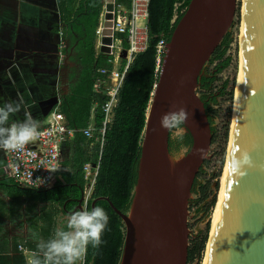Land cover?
<instances>
[{
	"label": "water",
	"instance_id": "1",
	"mask_svg": "<svg viewBox=\"0 0 264 264\" xmlns=\"http://www.w3.org/2000/svg\"><path fill=\"white\" fill-rule=\"evenodd\" d=\"M106 1L112 11L114 0ZM237 4L238 0H190L159 68L130 210L120 212L106 197L91 202L92 209L98 200L106 201L124 223L119 264H188L192 188L212 144L197 80L231 31ZM244 5L240 91L222 202L205 245V264H264V0H245ZM110 26L105 23V28ZM181 107L189 114L184 126L193 145L183 155H173L170 132L160 120ZM81 203L82 199L78 210Z\"/></svg>",
	"mask_w": 264,
	"mask_h": 264
},
{
	"label": "trees",
	"instance_id": "2",
	"mask_svg": "<svg viewBox=\"0 0 264 264\" xmlns=\"http://www.w3.org/2000/svg\"><path fill=\"white\" fill-rule=\"evenodd\" d=\"M57 2L64 18V27L61 29L63 38L73 40L70 47H73L81 71L77 87L69 98L63 100L59 110L64 115L67 125L76 130L70 140L73 147L71 162L66 161L70 168L61 174L65 185L62 187L58 181V190H53L50 196L69 198L72 202L70 204L74 207L82 199L86 184L84 164L98 161L95 183L86 207L91 210V202L94 199L106 197L117 210L127 214L132 205L133 189L137 181L138 160L148 109L159 77L157 45L163 39L167 44L170 42L190 0H151L149 47L135 58L128 70L101 148L98 141L87 139L81 131L86 129L90 122L95 128L101 126L103 116L99 108L92 115L91 107L94 103L101 105L105 100L93 93L92 85L98 77L99 68L113 67L108 62L109 57L103 54L96 55L95 52V31L104 9V0H57ZM116 3L127 9L131 7V0H116ZM234 41L233 32L229 31L197 80L196 92L204 105L212 134V144L216 140L215 107L219 105L220 98L226 95L233 98L234 94L233 91H227L228 81L214 91L215 81L219 80V75L231 65L232 57L227 54ZM124 46L128 47V44L125 42ZM192 145L193 137L189 131L182 141L173 140L171 133L169 135V151L173 155H179L183 148H186L187 152L190 151ZM207 164L208 161H205L198 171L192 188L196 199L190 201L192 207H197L196 215L202 214V220L207 219V222L205 228L199 229L191 240L188 264H202L210 230L209 217L216 204L215 197L209 199L211 185L203 178ZM7 179L17 192L35 194L37 198H41V192L45 193V190L21 189L12 179ZM96 206L106 211L109 221L102 235L103 243L99 248H94L91 244L88 246L84 264H119L125 245L124 223L106 201L98 200Z\"/></svg>",
	"mask_w": 264,
	"mask_h": 264
},
{
	"label": "crops",
	"instance_id": "3",
	"mask_svg": "<svg viewBox=\"0 0 264 264\" xmlns=\"http://www.w3.org/2000/svg\"><path fill=\"white\" fill-rule=\"evenodd\" d=\"M63 19L57 0H0V106L23 100L9 123L23 121L28 112L39 122V129L48 126L50 117L77 87L81 67L70 47L73 40L64 39L67 48L62 62L56 55ZM96 43L97 37V55ZM71 139L62 145L58 172L62 187L61 174L70 168L66 161L71 162ZM3 163L0 149V167ZM57 183L45 193L40 191L41 198H37L14 190L0 168V264H27L38 240L50 239L63 218L78 210L79 202L73 207L69 198L50 196L58 190Z\"/></svg>",
	"mask_w": 264,
	"mask_h": 264
},
{
	"label": "built area",
	"instance_id": "4",
	"mask_svg": "<svg viewBox=\"0 0 264 264\" xmlns=\"http://www.w3.org/2000/svg\"><path fill=\"white\" fill-rule=\"evenodd\" d=\"M107 4L104 0L100 26L95 32L97 33L96 51L98 54L109 57L108 62L113 67L111 69L102 67L97 70L98 77L93 82L92 91L95 95L103 97L105 101L101 105L94 103L91 107L92 115L99 108L103 118L100 127L95 128L90 122L88 127L81 131L87 139L98 141L100 148L104 142L107 126L112 121L113 110L120 99V91L123 89L128 70L135 58L148 49L150 38L151 0H131L130 9L117 4L114 0L112 11L107 10ZM176 17L177 13H175V19ZM106 22H110L111 26L105 28ZM105 29L110 30V35L104 34ZM60 35H62L61 32ZM105 38H110L111 44H105L103 42ZM125 42L128 47L124 46ZM66 48L67 45L62 36L56 53L59 62L64 60ZM166 48L167 42L163 39L157 45L159 68ZM39 132V138L27 144L23 149L3 150L4 163L0 167L1 171L19 187L34 190H46L53 187L58 182V172L62 167V145L73 137L76 130L67 125L64 115L58 111L50 117L48 126L40 128ZM98 166V161L96 163L86 162L83 166L86 181L82 197L84 207L91 197ZM54 168L58 169L52 171ZM18 250H21V247Z\"/></svg>",
	"mask_w": 264,
	"mask_h": 264
},
{
	"label": "clouds",
	"instance_id": "5",
	"mask_svg": "<svg viewBox=\"0 0 264 264\" xmlns=\"http://www.w3.org/2000/svg\"><path fill=\"white\" fill-rule=\"evenodd\" d=\"M22 103L21 98L19 102H5L0 106V149L18 151L40 136L39 122L28 112L23 121L9 123L10 116L21 110ZM188 115L182 107L170 111L161 117L160 126L171 133L173 140L182 141L187 132L184 125ZM184 152L186 148L181 155ZM108 221L106 211L100 206L70 211L50 239L38 240L37 250L30 254L27 264H83L88 246L99 248L103 243L102 235Z\"/></svg>",
	"mask_w": 264,
	"mask_h": 264
},
{
	"label": "rangeland",
	"instance_id": "6",
	"mask_svg": "<svg viewBox=\"0 0 264 264\" xmlns=\"http://www.w3.org/2000/svg\"><path fill=\"white\" fill-rule=\"evenodd\" d=\"M245 0H238L236 16L234 19L233 26L231 31L233 32L235 41L231 45V48L227 55L232 57L231 65L219 75V80L215 81L214 87L216 91L219 89L225 81H228L227 91H233V98L229 95H226L220 98V103L215 107L216 111V136L215 142L211 144L208 155L209 159L208 164L205 168V173L203 178L207 183L211 185V200L212 197H215V201H219V191L224 179V169L227 161V154L229 148V142L231 137L232 122L235 110V95H236V86L238 81L239 69H240V47L242 39V29L244 23V5ZM213 66V65H212ZM217 188V190H216ZM193 199H196V196H193ZM215 204V207H216ZM214 207V208H215ZM196 208L190 205L189 208V229H190V244L192 238L198 233L199 229H204L206 220H202V214L196 215ZM209 222L210 229L213 222V213L212 209ZM210 231V230H209ZM209 234V233H208ZM205 261V254L202 260V264Z\"/></svg>",
	"mask_w": 264,
	"mask_h": 264
},
{
	"label": "bare ground",
	"instance_id": "7",
	"mask_svg": "<svg viewBox=\"0 0 264 264\" xmlns=\"http://www.w3.org/2000/svg\"><path fill=\"white\" fill-rule=\"evenodd\" d=\"M243 18H244V16H243ZM242 41H243V29H242V39H241V47H240V69H239L238 81H237V86H236L235 105H236L237 98L239 96V91H240V77H241V65H242V56H241ZM232 137H233V122H232V130H231V137H230V142H229L228 154H227V161H226L225 169H224V179H223V183H222V186L220 188V191H219V198H217V199H219V201H217L216 207L214 208L213 222L211 224V229L209 231V238H211L213 233H214L217 214H219V210H220V206H221V202H222L226 173H227V167H228V161H229V155H230V150H231ZM205 262H206V259H205L203 264H205Z\"/></svg>",
	"mask_w": 264,
	"mask_h": 264
}]
</instances>
